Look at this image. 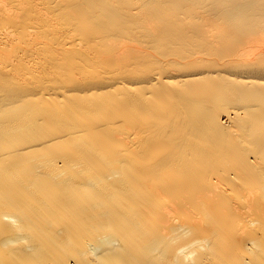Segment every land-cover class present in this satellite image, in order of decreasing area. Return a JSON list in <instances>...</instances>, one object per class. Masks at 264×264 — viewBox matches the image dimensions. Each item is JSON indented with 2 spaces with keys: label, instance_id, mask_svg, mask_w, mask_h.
Returning a JSON list of instances; mask_svg holds the SVG:
<instances>
[{
  "label": "bare ground",
  "instance_id": "obj_1",
  "mask_svg": "<svg viewBox=\"0 0 264 264\" xmlns=\"http://www.w3.org/2000/svg\"><path fill=\"white\" fill-rule=\"evenodd\" d=\"M0 264H264V0H0Z\"/></svg>",
  "mask_w": 264,
  "mask_h": 264
}]
</instances>
